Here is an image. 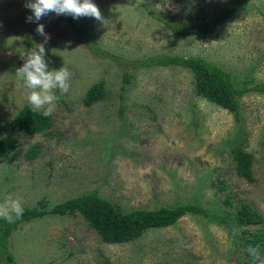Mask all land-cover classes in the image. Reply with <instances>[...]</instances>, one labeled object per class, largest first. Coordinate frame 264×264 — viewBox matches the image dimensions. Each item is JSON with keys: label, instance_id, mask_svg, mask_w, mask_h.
I'll use <instances>...</instances> for the list:
<instances>
[{"label": "rangeland", "instance_id": "obj_1", "mask_svg": "<svg viewBox=\"0 0 264 264\" xmlns=\"http://www.w3.org/2000/svg\"><path fill=\"white\" fill-rule=\"evenodd\" d=\"M234 1L93 0L109 23L76 20L125 61L203 57L232 72L239 86H251L264 82V0H245V10L206 35L176 36L152 16L199 28ZM27 2L0 0V138L18 144L0 154V203L12 195L23 207L49 209L98 191L125 213L191 203L209 217L188 214L136 240L106 243L80 213L46 216L16 228L0 264H248L247 243L264 232V223L245 227L236 216L248 204L264 217V94L241 98L237 122L234 113L199 95L193 73L179 66L131 67L134 81L123 90L127 63L97 57L78 42L70 15L27 22ZM37 23L51 37L49 70L66 65L72 73L68 92L55 90L60 99L48 135L14 127L16 115L31 108L15 73L25 52L44 40ZM100 83L104 97L88 106L90 89ZM238 149L253 155L254 183L237 174ZM250 264H264V252Z\"/></svg>", "mask_w": 264, "mask_h": 264}, {"label": "trees", "instance_id": "obj_2", "mask_svg": "<svg viewBox=\"0 0 264 264\" xmlns=\"http://www.w3.org/2000/svg\"><path fill=\"white\" fill-rule=\"evenodd\" d=\"M246 9L245 0H235L233 3L223 7L213 17L207 26L194 28L191 26H181L178 22L163 17L161 14L152 16L166 25L176 36L206 35L216 31L222 24L228 21L238 12ZM71 21L75 30V37L78 42L85 44L97 57L108 58L119 64L127 63L128 71L123 75V90L132 85L134 74L129 70L145 69L153 67L179 66L190 70L195 78V87L199 95L207 98L212 103L235 114L237 122L241 121L242 97L249 93L264 94V82H256L251 86H239L234 79L232 72L212 63L203 57L183 58L172 55H162L144 58L141 60H123L109 51L103 49L94 39L87 34L84 27L77 23L71 16ZM104 97V83L94 85L85 100L88 106H92ZM125 96L122 95L124 101ZM126 108L121 106L120 116L125 115ZM15 128L25 134L48 135L54 126V121L49 115L45 117L42 112H33L31 108L23 109L14 120ZM1 129V128H0ZM18 148L17 139L3 137L0 138V154H9ZM28 155L33 158L37 155V149L32 148ZM236 171L243 177L254 183L253 155L238 149L234 156ZM228 203H232L228 200ZM80 213L84 216L106 243H125L140 238L150 229L168 228L175 225L184 216L203 215L209 217V213L201 206L191 203L182 204L175 208L161 207L155 210L137 209L131 212H122L115 204L102 197L98 191L74 197L62 203L54 205L52 208H29L24 207V213L19 220L8 223L0 218V255L6 256L9 252L10 240L16 228L24 223L41 219L46 216H65L67 214ZM236 219L242 226H256L264 223V217L254 211L248 204H243L237 213ZM248 250L256 249L255 254L248 252V264L257 261L259 255L264 252V232H257L247 243Z\"/></svg>", "mask_w": 264, "mask_h": 264}, {"label": "clouds", "instance_id": "obj_3", "mask_svg": "<svg viewBox=\"0 0 264 264\" xmlns=\"http://www.w3.org/2000/svg\"><path fill=\"white\" fill-rule=\"evenodd\" d=\"M25 7L32 13L31 16L26 17L27 22H38L49 13H55L58 16L70 15L73 19L92 17L105 25L109 23L93 0H28ZM35 31L44 37V40L25 52L27 59L15 74L28 90L26 99L31 111H41L47 117L52 114L60 99V96L55 94V90L59 89L61 94H66L70 88L72 73L66 65L58 70H49L45 60V45L51 37L45 32L43 24L37 23ZM23 213V201L19 197L14 198L9 195L0 203V218L8 223L19 220ZM249 251L255 254L256 249L250 248Z\"/></svg>", "mask_w": 264, "mask_h": 264}]
</instances>
